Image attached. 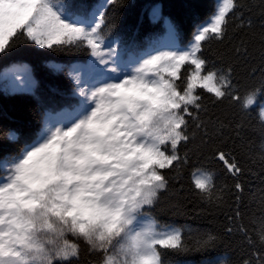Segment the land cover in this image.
Listing matches in <instances>:
<instances>
[{
  "label": "snow or ice",
  "instance_id": "obj_1",
  "mask_svg": "<svg viewBox=\"0 0 264 264\" xmlns=\"http://www.w3.org/2000/svg\"><path fill=\"white\" fill-rule=\"evenodd\" d=\"M105 5L121 6L0 0V54L22 41L92 58L87 78L78 67L53 66L67 72L78 100L71 111H45L33 142L0 159V264H170L169 254L189 251L190 240L198 251L215 249L219 233L189 229L186 237L154 215L164 204L179 210L186 197L229 208L224 235L239 240V255L209 264H264V188L253 194L259 215L249 217L242 210L245 163L228 148L239 140L264 164V108L258 144L244 140L243 121L209 111L228 104L247 114L264 92V0H218L186 46L177 43L176 25L153 8L170 43L153 39L126 61L109 42ZM213 44L224 50L211 58ZM240 67L251 84L238 79ZM0 79L13 91L34 83L22 67Z\"/></svg>",
  "mask_w": 264,
  "mask_h": 264
},
{
  "label": "trees",
  "instance_id": "obj_2",
  "mask_svg": "<svg viewBox=\"0 0 264 264\" xmlns=\"http://www.w3.org/2000/svg\"><path fill=\"white\" fill-rule=\"evenodd\" d=\"M74 8L90 6L100 8L104 0H70ZM120 7L112 8L105 5L110 28L109 42L115 41L123 61L135 54L153 39H158L163 45L167 40L163 21L156 23L152 19L153 8H160L162 15L171 20L177 28V43L185 45L192 39L196 28L208 19L214 11L215 0H120ZM234 39H238L235 37ZM211 58L218 51H223L221 45H212ZM259 46L252 50L259 56ZM92 58L86 51H52L42 49L32 43L18 42L7 55L0 54V75L13 67H25L31 80L34 82L29 91H13L7 83L0 79V159L12 157L19 153L26 144L33 142L43 122V114L55 112L59 109H71L70 105L77 100L73 96L74 82L67 72H56L53 66L64 68L78 67L82 75H90ZM238 79L244 84H251L242 67L237 68ZM207 95V94H206ZM244 95V89H241ZM264 108V92L257 93L255 103L250 106L247 114L240 112L239 105H220L210 107V114H215L224 120L243 121V138L246 142L260 141V131L257 117ZM14 134L16 140H10L9 135ZM241 141L228 142V148L235 146L236 155L240 157L246 167L242 182L245 185V195L242 210L250 217L253 212L259 215V205L254 198L255 193L264 188V164L252 158L240 147ZM195 160V157H193ZM255 161V162H253ZM206 167L219 170L220 165L215 161L201 160ZM190 182V169H186L183 183L187 189ZM229 184L231 180L227 181ZM189 200L191 202L189 203ZM230 214L227 206L209 208L201 204L195 197H186L182 207L177 210L164 204L158 208L154 215L164 224L181 227L192 233L201 231H214L222 237L215 249L198 251L189 241L190 250L183 253H170V264H209V261L227 258L234 260L239 255V240L224 235V226L227 215ZM247 222V220H246Z\"/></svg>",
  "mask_w": 264,
  "mask_h": 264
},
{
  "label": "rangeland",
  "instance_id": "obj_3",
  "mask_svg": "<svg viewBox=\"0 0 264 264\" xmlns=\"http://www.w3.org/2000/svg\"><path fill=\"white\" fill-rule=\"evenodd\" d=\"M217 3H218V0H215V6H214V9H215V7L217 6ZM208 19H209V18H208ZM208 19H206L204 22H202L199 26H201L202 24L207 23ZM199 26H198V27H199ZM198 27H197V28H198ZM197 28H196V29H197ZM190 41H191V40H190ZM190 41H189V42H190ZM189 42H188V43H189ZM167 43H170V41H167V40H166V41L164 42V44H167ZM188 43H186V44L183 45V46H186ZM22 68H25V67L22 66ZM26 69H27V68H26ZM16 91H17V90H16ZM74 91H75V89L73 90V93H74ZM73 93H72V94H73ZM73 96H74V95H73ZM75 98H76V100H78L77 97H75ZM64 110H65V109H59V110H57V111H55V112H52V114L55 115L56 113L62 112V111H64ZM67 110H68V111H71V109H67ZM41 128H42V124H41ZM41 128H40V129H41ZM39 131H40V130H39ZM39 131H38V133H39ZM38 133H37V134H38ZM12 157H13V156H12ZM6 158H9V157H4V158H2V159H6Z\"/></svg>",
  "mask_w": 264,
  "mask_h": 264
}]
</instances>
